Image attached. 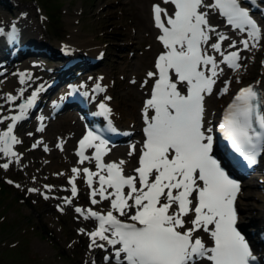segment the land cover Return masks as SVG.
<instances>
[{"label":"snow or ice","instance_id":"obj_1","mask_svg":"<svg viewBox=\"0 0 264 264\" xmlns=\"http://www.w3.org/2000/svg\"><path fill=\"white\" fill-rule=\"evenodd\" d=\"M163 2L172 4L174 12L169 15L159 4L153 5L155 25L162 31L158 40L165 51L155 62L156 71L147 73L154 84L143 108L146 139L139 166L133 175L126 176L125 161L105 164L102 157L107 151V141L93 130H88L79 141L81 163L91 159L85 151L94 149L97 172L83 169L90 187L93 177L98 176L99 187L91 192V204L100 202L96 199L98 194L110 204L106 213L88 208L84 215L85 219L94 218L98 222L94 230L86 233L89 247L107 250L111 246L117 264H256L259 258L237 223L235 202L240 184L214 154L213 128L205 127L204 123V100L223 72L220 64L236 69L241 58L240 50L221 51L222 42L228 37L209 23L210 12H218L229 25L246 31L253 42L261 39V28L249 9L242 6V0ZM13 29L12 36L15 26ZM3 31L0 28V33ZM212 34L216 42L209 45ZM241 43L245 49L250 47L249 39ZM205 45L220 53L221 60L209 55ZM228 46L235 47V41ZM25 77L26 74H21V83ZM228 83L225 82L221 94L228 91ZM41 90L42 87L33 91L19 105L20 113L12 116L7 130L0 133V153L5 157L19 159L13 151V145L19 143L13 131L33 107ZM94 91L104 89L97 84ZM23 92L21 89L20 94ZM17 98L7 96L8 101ZM98 107V115L111 117L112 109L105 102L101 101ZM111 131L116 129L113 127ZM219 131L235 153L249 166L255 165L258 155L264 152V92L254 85L240 89L225 110ZM0 167L7 169L9 163ZM80 171L72 169L76 174L70 180L72 197L78 192L75 180ZM105 171L106 174H101ZM64 200L72 203L71 198ZM75 211L84 213L81 207ZM201 232L207 235L210 245L199 235Z\"/></svg>","mask_w":264,"mask_h":264},{"label":"rangeland","instance_id":"obj_2","mask_svg":"<svg viewBox=\"0 0 264 264\" xmlns=\"http://www.w3.org/2000/svg\"><path fill=\"white\" fill-rule=\"evenodd\" d=\"M147 5L146 0H0V8H4L5 11L7 8L10 17L4 21L6 28L9 21L20 13L18 11L20 6L26 9L24 11L26 18L28 17L26 24L29 26L30 23L32 29L29 26L30 31H25L24 37L40 42L44 54L49 53L51 56L56 51L63 58L65 50L69 57L72 54L79 58L85 57L84 55L99 57L101 59L99 66L90 69V72L96 73L97 79H102V86L108 92L102 97L104 101L106 97H111L107 86L113 84L110 105L116 100L119 101L118 93L120 98V93L130 89V86H135L136 89L142 87L140 82L131 79V74L136 68L135 65L142 62L143 51L149 49L148 39L143 34L138 36L136 33L139 31L136 23L139 13L149 23V15H146L149 8ZM142 11L144 13H141ZM146 29L150 30L147 27ZM262 39L264 42V38ZM149 40L153 42L151 38ZM250 55L254 59L251 70L246 71L247 63L242 62L244 68L237 72L236 83L233 82L232 87L237 88L242 84L260 80L264 82V44L259 47L258 53ZM30 61L38 65L47 75L57 64L56 59L42 58V56L31 58ZM84 70L87 69L80 71ZM239 72L241 75L245 72L246 74L242 77ZM102 75H105V79ZM122 83H126L123 88H121ZM119 88L122 90L116 93ZM149 89L150 84L147 86V92ZM228 95L227 92L224 94L220 92L217 95L219 97L217 103L219 104L223 98L222 103H224ZM0 96V101H4L5 95L2 97L0 94ZM120 106L124 107L121 102ZM219 109L208 106V112H218ZM63 114L65 113L61 115ZM66 116H59L58 120ZM4 117V114L0 116V133L7 130L6 124L2 122ZM58 120H51L48 130L43 133L44 137L51 132H57ZM32 129L36 131L35 127ZM128 133L135 135L134 130ZM29 134L28 131L26 137H29ZM72 141L71 153L74 151L75 138ZM30 143L32 140L27 141V144L22 142L18 147L20 160L14 158L7 169L0 167V264H90L87 263L90 257L84 259L83 252L86 251V232L93 226L86 227L85 224H79L82 219H78L77 223L75 212L76 207L83 208L85 203L77 200L78 203L75 202L72 208L69 206L66 211L63 210L65 214L61 213L60 202L64 201L62 194H65L66 181L60 180L58 174L63 167L54 161L60 156L61 148L54 144V148L46 145L47 152L42 151L41 145L37 150H31ZM6 162H8L6 157L0 153V165ZM254 176L250 180L254 186L243 188L244 193H242L245 195L252 189L256 194L255 199H248L242 195L238 204L239 208L248 207L246 205L249 204L250 211L247 213L251 217L250 220L253 219L264 231V156L261 167ZM30 189L38 191L31 192ZM67 189L71 191V185H68ZM58 190L60 195L56 196ZM45 196L48 198L46 199ZM68 197L74 200L72 195ZM80 197L83 198V195L80 194ZM96 208H98L94 209L96 211L100 209L98 206ZM242 211L243 214L246 213V210ZM80 229H85L86 232L81 233ZM40 244L45 249L39 247ZM99 254L102 258L105 253ZM96 261L98 262V259L92 258L91 264H98Z\"/></svg>","mask_w":264,"mask_h":264},{"label":"bare ground","instance_id":"obj_3","mask_svg":"<svg viewBox=\"0 0 264 264\" xmlns=\"http://www.w3.org/2000/svg\"><path fill=\"white\" fill-rule=\"evenodd\" d=\"M257 1L258 0H255V2H257ZM206 2L210 3L207 0H206ZM146 4H148L147 6L150 8V9L148 8L147 9L148 11L146 12L147 13L146 15H149V20H148L149 23H147L145 21L146 19L144 16L141 17V15L139 13L140 11H139L138 12L139 16L136 19L137 20L136 23L138 24V27H139L138 30L139 31H137L136 33L138 34V36L140 34H143L144 37H146L148 39L147 42L149 45L148 46L149 49H145L143 51L144 56H143V58H141L142 62H140L138 65H135L136 68H134L132 70L133 73L131 74V79H135L136 82H140V85L142 87L140 89H136L135 86H130L129 87L130 89H126L124 92L120 93V98H119V93H118L119 90L121 88H123L124 86H126V83H122L121 88L116 90V93H118V99L124 107L120 106V102L118 100L114 101L113 105L111 106L112 115L110 117L112 122L117 124V126H119L121 124L125 131L127 130V132H130L131 130H134L136 138H134L135 135L132 136L133 133L132 134L128 133L129 135L124 140L125 144L123 147H117V146L112 147V148L107 147L108 154L106 156L102 157V160L105 164H108L111 162H117L118 163L121 160L125 161V163L123 165V172H125L127 175H133L134 169L139 166L138 160H139V157L141 154V150H142L144 141L146 139V137L142 133L143 127L146 126V122H145L144 114H143V108H144L146 100L148 98H150V95L147 92V86L152 81L154 84V79L149 78L147 76V73L150 71H156V69L154 67L155 62H156L158 56L163 51H165V49L163 48L162 42L158 40V36L160 34H162V31H161V33H158L157 30L155 29L157 27L155 25L154 18H153V12H152L153 11V5L159 4L162 8L167 9V12L169 15L173 14V12H174L170 3L165 4L163 2V0H146ZM18 11L20 13L17 15L16 18L20 22L22 29L30 31V28L32 29V25L29 23V26H30V28H29V26L26 24V22H28V17L26 18V15L23 13L24 11H26V9H23V7L20 6L18 8ZM151 12H152V14H151ZM141 13H144V11H142ZM163 16H164V14L162 13V18H163ZM9 18L10 17L8 15V11H5L4 8H0V26H2L4 21L6 19H9ZM208 19H209V23L216 27L217 32H219L223 35H226L228 37L227 40L222 42L221 51H225V49H228V47H229L228 45L234 41L231 39L232 38L231 36H233V35L230 34L227 31V29L219 22L218 17L215 15L214 10L210 12ZM146 27L150 28V30H147ZM149 38H151L153 42H151L149 40ZM31 42H32V45H34V43H36L40 46V42H38L37 40H32ZM214 42H216V36H215V34H212V38L209 41V45L211 43H214ZM259 43H262V41L260 40L259 42H255L256 45H258ZM209 45H206V48H209V51H210V52H208V54L213 55L217 59V61H220L221 60L220 53L212 50ZM207 46H209V47H207ZM62 47H64V46H62ZM64 48H66V47H64ZM252 53H257V47L256 46L253 48L249 47L248 49H245L242 46H240V57H241L240 60L246 61V63H247L246 64V71L251 70L252 65L254 63V59H252L253 57L251 58V55H250ZM92 58H94V57H92ZM7 59L9 60L8 61V70L9 71L11 70V72H9L3 76L0 75V80L2 78L3 79L2 82H5V83L0 84V88H4L7 90L9 89V90L14 91V92H20V90L23 89V86L25 85L24 83H21V79H20L21 74H23L24 70H26L28 67H30L31 64L29 62H24V63L20 64L19 68H18V73L16 71H15L16 73H13L12 71H14L16 69L14 67V58L9 57ZM220 68L223 69V72L217 78L216 83L213 87L212 93L206 96L207 106H206V110L204 112L205 113L204 114L205 127H207V125L209 126V124H211V123H214L215 113L213 111H209L207 113L206 111H208V106H210L212 109L218 108L217 106H219V104L223 102L224 98L221 99L220 103L218 104L217 98H219V97L217 95H219L221 90L224 88L223 85L225 84V82H228V80L230 78H232L231 73H230V69L227 68V64L221 63ZM33 70H34V72H38L36 68H34ZM42 76H44L43 73H39V77L41 78ZM124 78H126V77H124ZM145 81H147V83H145ZM25 82H26V80H25ZM231 85L233 86V83H231ZM232 86L228 87L229 89H228L227 93H229V95L226 96L225 98L229 97L231 95V93L233 92ZM258 86L264 92V83L259 82ZM112 88H113V84L108 85V89L110 90V92L112 91ZM110 95L112 96V92L110 93ZM140 102H142V103L140 104ZM224 104H225V102L222 103V105H224ZM9 111H11V110H9ZM14 113H15L14 111H11V114L9 116L10 123H11V117L14 116ZM150 114H153V113L150 112ZM45 119H46V117H39L38 121L39 122L45 121ZM57 123H58L57 132H54V133L51 132L50 135H48L46 137H43V136L42 137L44 138L45 144L47 146H51V148H54L55 147L54 144H56L57 146H59L61 148L60 156H57L54 161L59 166H62L64 169L63 170L60 167L61 171L58 174L60 180L63 181L65 179V180L70 182L71 177L76 175L72 172V169L73 168H79L80 165H81V167L83 166V164L80 162V157H78L76 154L71 153V150H70L71 147L70 146H72V145L70 143L73 142L72 140H74V138L76 139L79 136H81L83 138V136L86 134H84L82 131V125H81L80 121L78 120V118L73 116L72 113L68 114L64 119L58 120ZM48 124L49 123L47 122V119H46L45 125L47 126ZM5 126H7V125H5ZM17 128H18V123H16V127L14 128V131ZM21 133H23V132H20V134ZM120 141L122 142V138ZM43 144L44 143H42V145ZM61 145H62V147H61ZM133 146H134V150H133ZM76 149H77V147H76ZM86 153H87V150H86ZM91 157H92L91 161H89V163L86 162L85 165L87 167H84V168H88L93 172H97L94 154H92ZM8 159L11 161L12 157H8ZM43 160H45V159H43ZM87 164H89V165H87ZM79 169L81 171H80L79 175L76 176L75 181H77V182H79L81 180V176L83 174H85L83 172L82 168H79ZM101 174H102V172H101ZM84 176L87 179L86 174ZM94 180L96 182V188H98L99 187L98 176H94L93 181ZM242 186L252 187V186H254V183L253 182H246ZM92 190L93 189H91L90 192H92ZM58 191H60V190H58ZM111 191H112V189H108V192H111ZM125 191H127V189ZM243 196L248 198V199H255L256 194L254 193V191L252 189H250L249 192H246L245 195H243ZM74 199H76V198L74 197ZM96 199L98 201H100L98 204H101V205L109 203L107 200H101V197L99 196V194H98V197H96ZM81 200H83V202L87 205L91 204V198H89V200H84V199H81ZM72 202H73V200H72ZM246 206H248V207H245V208L241 207V211L244 209V210H246V213L241 214L240 223H245V222L250 221L251 217L247 213V211H250L249 210V204H247ZM242 213H243V211H242ZM92 223L95 224V222L92 219H85L84 215L82 216V221H79V224H85V225H89V224L91 225ZM199 235H201L205 239L206 243H208L209 245L211 244V241L208 240V237L206 234L201 232V233H199ZM39 247H43V249H45L44 246H42L41 244L39 245ZM90 254L93 255V257H92L93 259H98V262L96 261L98 264H102L99 261L98 255H100V254H99L98 248H91ZM85 259H87L86 255H85Z\"/></svg>","mask_w":264,"mask_h":264}]
</instances>
